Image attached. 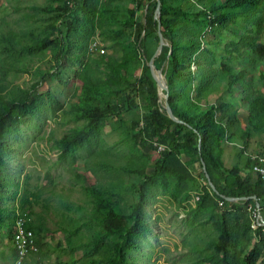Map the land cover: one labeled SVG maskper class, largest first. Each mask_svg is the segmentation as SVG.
<instances>
[{
    "label": "rangeland",
    "instance_id": "374dc122",
    "mask_svg": "<svg viewBox=\"0 0 264 264\" xmlns=\"http://www.w3.org/2000/svg\"><path fill=\"white\" fill-rule=\"evenodd\" d=\"M68 1L0 0L1 95L19 100L37 84L40 95L36 110L12 121L2 139L0 264H13L18 216L40 225L46 254L42 264H109L118 238L95 246L104 235L101 223L107 210L130 217L137 186L161 156L140 145L138 132L132 130L133 122L143 127L147 115L141 96L139 109L107 117L98 132L64 153L62 141L87 123L80 112L86 101L84 86L99 82L103 96L92 103L109 100L117 105L125 99L126 82L138 84L150 61L137 58L129 17L134 0H81L77 8L66 9L65 3L72 5ZM191 2L194 6L183 2L188 14L208 11L224 0ZM225 15L229 18L224 24L206 27L190 16L177 13L175 20L170 18L167 32L179 42L184 65L192 60L185 78L176 83V95L183 105L195 100L200 109L213 108L215 120L229 128L223 142L225 166L240 167L245 177L256 176L250 164L254 157H264V110L256 100L264 99V51H255L264 47V0L243 14ZM65 16L74 19L70 33L61 24ZM45 37L51 40L49 46L29 49ZM158 37L151 42L159 46ZM193 37L200 48L188 42ZM199 61L207 76L204 82L198 80ZM159 65L156 69L165 75L168 64ZM47 73L57 77L45 76L41 83ZM159 96L165 106V95ZM172 164L147 192L142 230L127 251V263L242 264L255 251L254 264H264V230L251 227L256 221L252 203L221 205L200 162L186 153H178ZM224 215L230 242L227 254H217ZM132 224L127 222L128 227ZM26 263L35 264L32 258Z\"/></svg>",
    "mask_w": 264,
    "mask_h": 264
},
{
    "label": "trees",
    "instance_id": "16d2710c",
    "mask_svg": "<svg viewBox=\"0 0 264 264\" xmlns=\"http://www.w3.org/2000/svg\"><path fill=\"white\" fill-rule=\"evenodd\" d=\"M170 1L171 0H160L161 31L164 38L170 41L172 45L164 46L160 57L155 59V65L159 68V64L162 62L168 64L165 78L169 88V104L174 116L179 121L183 122V124H177L169 119L164 105L161 102L157 84L150 73L147 62L143 68L141 77L136 81L138 84L126 82V87L123 89L125 99L117 105L111 103L109 100H104V105L92 103V100H97L102 97L103 93L99 88V82L86 84L84 86L86 101L82 104L80 112L82 116L87 119V123L78 133L62 141L63 151L67 153V150L71 147L79 142L83 143L88 140L94 132L97 130L99 131L100 126L107 117L116 115L118 111L123 110L132 113L139 109L140 105L138 98L141 96L143 105L147 109V115L145 120H143V127H140V123L133 122L132 130L133 132H138L137 140L140 141V145H144L149 151H157L154 143L165 147V151L161 152V156L154 163L153 168L143 177L142 181L137 186L138 200L133 207L132 215L130 217H124L116 212L115 209L108 208L107 210L106 216L101 223L104 235L95 240V246L97 247L110 238H118L114 246L113 256L108 259L109 264H128L127 251L135 243L136 237L142 230V211L147 192L162 178L166 171L173 166L172 163L178 153H186L188 157H191L192 161L198 160L202 173L205 176V172L203 171L204 162L211 181L216 187L217 192H213V194L217 200L224 202L227 207H231L237 203H252L251 206L256 208L252 199L237 202L226 200V198L255 196L259 203V212L264 218V182L262 179L255 173L256 176H252V174L247 177L243 176L242 170L238 166L233 168H227L225 166L223 160V142L228 136L229 128L226 127L222 120H220V122L215 120L214 111L210 110L213 109L212 107L200 109L195 100H187V105H183L179 102L180 100L176 95L179 89L177 88L176 90V83L185 78L187 71H189L188 66L192 60L190 58L188 64L185 63L184 65L183 56L178 46L179 42H177V39H174L173 34L167 31L171 29L169 25L173 23V15L178 13L186 16V14H188V9L184 7L183 2H192L191 0H177V2L173 4ZM260 2L261 0H224V3L218 7L217 4H212L208 11H204V9H195L193 10V14L189 13L186 17L195 19L197 23H200L204 27L208 25H221L229 18V16L225 15L227 11H234L237 15H240ZM134 4L135 6L130 10L129 17L133 28V39L139 47L137 58L139 55L141 59H143V56L151 59L158 47V44L151 42V39L158 37L159 26L157 20L154 18L158 1L134 0ZM80 5L81 0H73L71 7L66 3L64 7L66 9H73ZM192 5L194 6L193 3ZM143 7H145V9H143ZM222 9L226 12H221ZM61 24L65 26L70 33L74 26V19L65 16ZM190 41L196 44V47L199 45L200 48V42L199 44L196 43L195 37L189 38L188 42ZM50 44L51 40L45 37L29 49L42 51ZM170 48H172L171 53ZM255 51L263 54L264 47L256 46ZM197 74L199 76V81H207V76L204 75L200 61L198 63ZM52 75L57 77L56 74L47 73L41 77L40 82H44L45 76ZM117 78H120V76L117 75ZM120 79L126 81L124 77ZM233 80L234 79H232V81ZM37 86L31 91L25 92L23 98L7 101L6 98L1 95L4 86L0 83V151L6 127L12 121L24 118L36 110L35 103L40 98V95L37 93ZM256 100L261 102V108L264 110V99L256 98ZM1 162L2 160L0 157V163ZM254 163L255 161L253 159L250 164L251 170L253 169ZM128 221H132L133 224L131 227H128ZM27 228L34 232L36 243L39 248L38 258L32 257V261H34L35 264H42V258L46 255L43 253L44 246L40 238L42 229L39 224L33 221L27 222ZM256 230H264V227H256L254 231ZM229 240L230 232L228 230L226 216L224 215L221 220V238L217 243V254H227L226 249L229 245ZM12 250L14 264L16 252L14 249ZM256 258V252L251 251L244 258L242 264H254ZM88 264H95V262L91 261Z\"/></svg>",
    "mask_w": 264,
    "mask_h": 264
},
{
    "label": "built area",
    "instance_id": "2783aa9c",
    "mask_svg": "<svg viewBox=\"0 0 264 264\" xmlns=\"http://www.w3.org/2000/svg\"><path fill=\"white\" fill-rule=\"evenodd\" d=\"M68 3H73V0H69ZM154 146L160 153L165 151V147L160 146L157 143H154ZM253 159L255 163L253 165L252 171L264 182V157H254ZM223 204L224 202H221V205ZM254 213L256 221H254L251 226L253 230H255L256 227H261L257 221L258 211L256 208H254ZM13 249L16 252L14 264H26L28 260H30L32 257H37L39 253V248L36 243V236L32 230L27 228V221L22 216H18L14 223Z\"/></svg>",
    "mask_w": 264,
    "mask_h": 264
},
{
    "label": "water",
    "instance_id": "95a60500",
    "mask_svg": "<svg viewBox=\"0 0 264 264\" xmlns=\"http://www.w3.org/2000/svg\"><path fill=\"white\" fill-rule=\"evenodd\" d=\"M157 1H158V5H157L156 11H155L154 18H155V20H157L158 26H159L158 35L160 38V43H159V46H158L155 54L150 59L148 66H149L150 73H151L155 83L157 84L159 94L162 93L165 95V106H164V108L166 110V113H167L169 119L172 120L173 122L177 123V124H183V122L179 121L174 116V114L172 112V109H171L170 104H169V88H168V86L165 82V79H164L165 75L163 74V72L161 70L156 69V66L154 63L155 59L161 55L163 47L166 45L165 39H164L162 32H161V2H160V0H157ZM199 149H200V140H199ZM203 171L205 172V177L207 179L209 187L211 188V190L213 192H217L216 187L213 184V182L211 181L210 175L207 172L206 165L204 164V162H203ZM249 199H252L254 201L255 207L258 211L257 221L259 222V224L262 227H264V219L260 215L259 203H258L257 199L255 198V196H253V197H242V198H226V200L231 201V202H237V201H243V200H249Z\"/></svg>",
    "mask_w": 264,
    "mask_h": 264
}]
</instances>
